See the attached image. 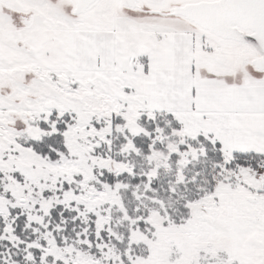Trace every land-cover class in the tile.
Returning a JSON list of instances; mask_svg holds the SVG:
<instances>
[{
    "label": "snow or ice",
    "instance_id": "obj_1",
    "mask_svg": "<svg viewBox=\"0 0 264 264\" xmlns=\"http://www.w3.org/2000/svg\"><path fill=\"white\" fill-rule=\"evenodd\" d=\"M0 264H264V0H0Z\"/></svg>",
    "mask_w": 264,
    "mask_h": 264
}]
</instances>
